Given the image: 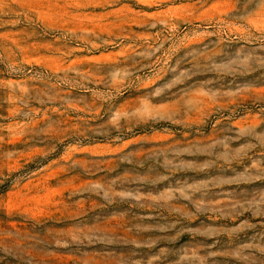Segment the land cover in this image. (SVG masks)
Returning <instances> with one entry per match:
<instances>
[{
    "label": "rangeland",
    "instance_id": "rangeland-1",
    "mask_svg": "<svg viewBox=\"0 0 264 264\" xmlns=\"http://www.w3.org/2000/svg\"><path fill=\"white\" fill-rule=\"evenodd\" d=\"M0 264H264V0H0Z\"/></svg>",
    "mask_w": 264,
    "mask_h": 264
}]
</instances>
